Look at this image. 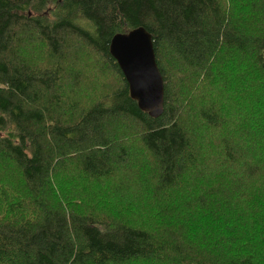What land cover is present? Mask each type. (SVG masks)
<instances>
[{"label":"trees","instance_id":"obj_1","mask_svg":"<svg viewBox=\"0 0 264 264\" xmlns=\"http://www.w3.org/2000/svg\"><path fill=\"white\" fill-rule=\"evenodd\" d=\"M0 264H264V0H0Z\"/></svg>","mask_w":264,"mask_h":264},{"label":"water","instance_id":"obj_2","mask_svg":"<svg viewBox=\"0 0 264 264\" xmlns=\"http://www.w3.org/2000/svg\"><path fill=\"white\" fill-rule=\"evenodd\" d=\"M110 43V54L123 70L130 96L141 110L158 117L164 111L165 82L156 62L149 30L141 25L128 33L117 32Z\"/></svg>","mask_w":264,"mask_h":264}]
</instances>
